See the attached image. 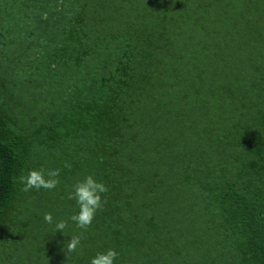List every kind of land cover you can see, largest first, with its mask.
I'll return each mask as SVG.
<instances>
[{
  "label": "trees",
  "instance_id": "16d2710c",
  "mask_svg": "<svg viewBox=\"0 0 264 264\" xmlns=\"http://www.w3.org/2000/svg\"><path fill=\"white\" fill-rule=\"evenodd\" d=\"M234 101H264V0H0V247L39 222L27 264H264V102ZM41 167L59 185L23 191Z\"/></svg>",
  "mask_w": 264,
  "mask_h": 264
},
{
  "label": "clouds",
  "instance_id": "9594fccd",
  "mask_svg": "<svg viewBox=\"0 0 264 264\" xmlns=\"http://www.w3.org/2000/svg\"><path fill=\"white\" fill-rule=\"evenodd\" d=\"M68 167V165H65ZM60 169L48 170L47 172L43 167L39 169H31L27 175L19 177L20 182L23 184L22 190L27 192L32 189L45 190L55 189L59 181ZM108 189L103 182H98L92 175H88L82 181H77L73 186V191L68 194V199H74L79 207L77 214L72 215L69 219L75 222L76 226L80 229L87 230L91 225L97 210L102 209L106 201L102 200V194L107 192ZM44 221L51 224L53 222L52 214L45 213ZM67 227V221L60 220L55 224L56 231L63 232ZM80 235H73L66 244V252H75L81 246ZM115 249H107L105 252H98L91 260L90 264H114L118 256Z\"/></svg>",
  "mask_w": 264,
  "mask_h": 264
},
{
  "label": "rangeland",
  "instance_id": "374dc122",
  "mask_svg": "<svg viewBox=\"0 0 264 264\" xmlns=\"http://www.w3.org/2000/svg\"><path fill=\"white\" fill-rule=\"evenodd\" d=\"M212 15V14H211ZM229 15V10L227 7L224 9H221V16L222 18H225ZM209 23H213V18L209 17ZM232 19L234 17L232 16ZM219 28V34L216 35V38L219 39H228L230 38V26L226 27L224 25H221L218 27ZM259 102H264V101H234L233 105L231 106L232 111L235 113L236 111H242L244 112V116L248 115V111L252 109V107L259 103ZM26 212H24L25 214ZM25 217L22 215V218ZM38 223H34L33 225L27 227L28 229V235L25 234L26 237H28V246L26 247L25 251H19L17 254L14 253V248H10V245L7 247H0V264H27L28 259L33 260V256L37 254L35 251V242L33 240V236H35L38 232H40V229H38ZM17 229L14 230L12 233L9 235H16ZM46 245L39 251H42ZM15 255V256H14ZM19 255V256H18Z\"/></svg>",
  "mask_w": 264,
  "mask_h": 264
}]
</instances>
